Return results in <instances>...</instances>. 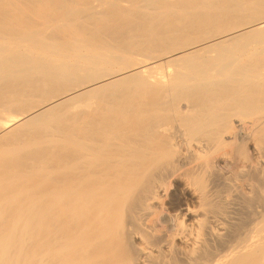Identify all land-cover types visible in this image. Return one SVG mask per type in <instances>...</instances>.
Returning <instances> with one entry per match:
<instances>
[{
    "label": "bare ground",
    "instance_id": "1",
    "mask_svg": "<svg viewBox=\"0 0 264 264\" xmlns=\"http://www.w3.org/2000/svg\"><path fill=\"white\" fill-rule=\"evenodd\" d=\"M0 264H264V0H0Z\"/></svg>",
    "mask_w": 264,
    "mask_h": 264
}]
</instances>
